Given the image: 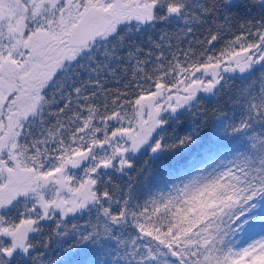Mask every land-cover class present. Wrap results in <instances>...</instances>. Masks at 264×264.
Segmentation results:
<instances>
[{"label":"snow or ice","instance_id":"1","mask_svg":"<svg viewBox=\"0 0 264 264\" xmlns=\"http://www.w3.org/2000/svg\"><path fill=\"white\" fill-rule=\"evenodd\" d=\"M0 264H264V0H0Z\"/></svg>","mask_w":264,"mask_h":264},{"label":"trees","instance_id":"2","mask_svg":"<svg viewBox=\"0 0 264 264\" xmlns=\"http://www.w3.org/2000/svg\"><path fill=\"white\" fill-rule=\"evenodd\" d=\"M222 46H223L222 44L221 45H217V51ZM240 85H241V81L239 79H235V80L229 81L227 86H231L233 89H236V88H239ZM226 99H227V96L225 94H223V93L219 97H209V98H206L203 101V103L201 105V108L207 110V112H208V114H209V116H210L211 119H215V117L212 116V110L215 107H218L220 105H223V103H224V101ZM217 100H219V105L217 104ZM143 160H144V158H141V160L137 163V167H139L140 165L143 164Z\"/></svg>","mask_w":264,"mask_h":264}]
</instances>
